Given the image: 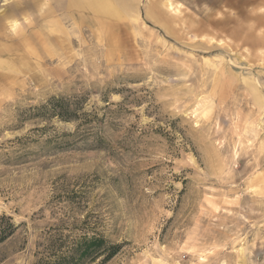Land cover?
<instances>
[{
    "label": "rangeland",
    "instance_id": "1",
    "mask_svg": "<svg viewBox=\"0 0 264 264\" xmlns=\"http://www.w3.org/2000/svg\"><path fill=\"white\" fill-rule=\"evenodd\" d=\"M97 1L0 0V264H264V0Z\"/></svg>",
    "mask_w": 264,
    "mask_h": 264
},
{
    "label": "trees",
    "instance_id": "2",
    "mask_svg": "<svg viewBox=\"0 0 264 264\" xmlns=\"http://www.w3.org/2000/svg\"><path fill=\"white\" fill-rule=\"evenodd\" d=\"M12 225V224H11ZM9 234H0V241H2ZM103 243L101 238L90 237L83 241V245L78 246L71 254L68 255H54L51 260L47 261L45 264H77V260L86 254L90 253L92 249L96 247H100ZM107 249V248H106ZM108 253L104 257V260H107L109 257L114 255L117 251V247L115 245H111L108 247ZM77 255V256H76Z\"/></svg>",
    "mask_w": 264,
    "mask_h": 264
},
{
    "label": "bare ground",
    "instance_id": "3",
    "mask_svg": "<svg viewBox=\"0 0 264 264\" xmlns=\"http://www.w3.org/2000/svg\"><path fill=\"white\" fill-rule=\"evenodd\" d=\"M70 1V0H69ZM72 1V0H71ZM104 0H102V2H99V1H97L98 2V7L101 9V10H103V9H108L107 8V6L105 7V3L103 2ZM65 5V4H64ZM104 7V8H103Z\"/></svg>",
    "mask_w": 264,
    "mask_h": 264
}]
</instances>
